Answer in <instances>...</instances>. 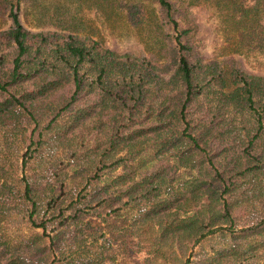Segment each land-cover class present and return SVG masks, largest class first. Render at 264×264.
<instances>
[{
	"label": "trees",
	"instance_id": "trees-1",
	"mask_svg": "<svg viewBox=\"0 0 264 264\" xmlns=\"http://www.w3.org/2000/svg\"><path fill=\"white\" fill-rule=\"evenodd\" d=\"M86 1L107 16L125 12L127 19L135 21L142 14L141 0ZM86 1L0 0V13L11 19V25L0 30V134L12 145L9 160L0 159V264H102L114 261L116 253L120 264H130L137 250L133 229L120 212L123 205L144 201L142 208L131 211L133 225L156 219L162 240L201 237L205 226L214 225L213 216H200L195 205L216 195L219 182L224 186L219 196L230 193L232 197L231 201L224 197L225 210L217 212L225 221L231 217L230 207L245 200L244 189L261 191L263 187L264 163L258 154L249 156L253 140L246 141L240 134L233 115H254L257 132L262 131L264 75L246 72L234 56L202 58L192 37L193 26H179L171 0H153L176 31L157 53L136 56L110 49L77 28L71 4L77 7ZM207 1L214 3L229 27L231 53L264 57V0ZM24 2L36 12L40 30L31 31L22 24L19 11ZM35 113L50 114L46 126H56L58 141L73 142L75 134L89 124L105 134L96 145L102 150L101 162L113 160L110 163L122 170L94 191L100 207L97 216L85 220L84 210L66 216L60 210L59 220L65 224L79 219V235L85 240L107 231L113 239L108 240L117 243L116 250L106 247L93 259L63 254L71 230L69 226L49 229L51 217L46 212L47 207L56 208L67 200L66 180L60 182V194L49 196L42 210L35 195L41 184L24 173L25 160L20 165L13 160L15 143L27 138L28 122L39 124ZM220 160H226L222 171L217 166ZM180 166L198 175L180 186L168 185V170ZM83 171L87 170L82 166L70 178ZM190 207L193 214L188 212ZM22 213L41 232L9 234L8 223ZM231 231H238L233 237L241 244L262 236L255 246L233 249L231 256L255 250L256 245L264 247V218ZM58 251L64 261L57 258ZM103 254H109L108 258Z\"/></svg>",
	"mask_w": 264,
	"mask_h": 264
},
{
	"label": "rangeland",
	"instance_id": "rangeland-1",
	"mask_svg": "<svg viewBox=\"0 0 264 264\" xmlns=\"http://www.w3.org/2000/svg\"><path fill=\"white\" fill-rule=\"evenodd\" d=\"M46 1L55 2V0ZM171 1L177 8L175 16L179 26H193L192 37L202 58L205 60H221L234 56L238 65L246 72L264 75L263 56L231 53V42L227 38L230 34L229 27L223 24L220 12L213 2L207 0ZM86 2H84L86 6L84 4L75 7L71 4L74 18L77 19V28L82 30L85 35L95 39L99 38L104 46L120 53L128 52L136 56L149 55L152 52H156L159 46L166 42L168 36L176 35L173 25L165 22L159 5L153 0H141L142 14L138 19L136 17L135 21L127 19L125 12L110 13L107 16L100 10H96V5ZM19 17L27 29L31 31L41 29L37 25L36 12L30 7L29 2L22 3ZM10 25L11 19L6 14L0 13V30L8 28ZM233 116L237 126H239L240 134L245 136L246 141L249 139L253 140L250 141L249 156L250 154H258L259 160L264 163V117L262 118V131L257 132V120L254 115L247 112L243 116L239 113H235ZM35 118L39 124L36 125L33 121L28 122L25 127L27 138L21 144L15 143L13 160L19 165L23 162L22 160H25L24 173L31 180L35 179L37 183L41 184L35 195L41 207L43 205L42 210L46 208L44 203L49 196L60 194V182L66 180L64 189L68 194L67 200L64 203H60L56 208L47 207L48 212H46L47 217H51V220L47 223L49 229L57 226V230H59L69 226L71 230L70 234L65 237L63 254L69 257H78L83 254L93 259L96 256H100L106 247L110 252L116 250L117 243L110 241L113 239L107 231L103 235H97L96 239L89 237L85 240L79 235V226H82V222L79 219L73 222L72 218L68 219L65 224H62L59 220L61 218L60 210H63L64 216L68 214L79 215L84 210L85 220L89 217L97 216L100 207L96 204V199L93 198L94 191L105 183L110 176L112 177L122 170L120 165H112L113 163H110L113 160L101 162L103 159L102 150L96 149V145L104 139L105 134L90 128L89 124V126L75 134L73 142L58 141L54 137L56 126L53 125L51 128L46 126L50 120V114L35 113ZM57 120L59 122L61 118L58 117ZM32 128H35L34 138L30 141L28 136L32 135ZM11 146L9 141L6 143L0 134V147H2L0 149L5 154H0L1 160L2 158L9 160L7 154H9ZM171 158V161L175 160L174 157ZM250 159L254 160L252 157ZM225 161L220 160L217 163L220 171L224 169ZM82 166L83 170L87 171H83L82 175L79 173L77 178H70L72 173L77 169L80 170ZM168 171L165 176V182L174 187L180 186L185 180L198 175L196 171L181 166ZM237 179L242 180L243 178L237 176ZM261 179L264 182V174ZM161 189L163 192L164 188L161 187ZM223 189V184L219 182L217 185L218 195L216 194L210 199H202L195 205V208L201 211V214L199 213L200 216L206 219L209 216H213L211 221L214 225L211 227L210 225L205 226L204 235L201 237L186 235L180 239L167 237L162 240L157 235L158 225L156 219L133 225L131 211L135 212L142 208L144 201H131L123 205L120 212L128 220L125 224L129 223V229H133V236L136 242L135 249L137 250L132 258L136 260L134 262L131 261L130 264H264V247L257 248V245L255 250L247 253H240L235 256L230 255L233 249L239 251L248 247V245L255 246L257 241L262 238V236H256L254 239L241 244L242 240L238 241L233 237V234L238 231L231 230L253 225L264 218V183L261 191L244 189L247 192L245 200L237 206L230 207L231 217L227 221L224 220V217H220L217 214V212L221 214L225 210L222 202L224 197L228 201L232 200L230 193H224L223 196H219ZM69 196L72 197L73 204L70 203ZM192 208L190 209L191 211H188L189 214L195 212ZM208 221L210 222V220ZM33 231L41 232V228L32 227L27 215L24 213L16 214L7 225V232L12 235L17 232L30 234ZM248 242L249 244H247ZM157 249L159 250L157 251ZM61 252L58 251L57 258L64 261L65 257H62ZM108 256L109 254L102 255L103 258H108ZM120 262L121 259L116 253L114 261L105 260L102 264H120Z\"/></svg>",
	"mask_w": 264,
	"mask_h": 264
}]
</instances>
